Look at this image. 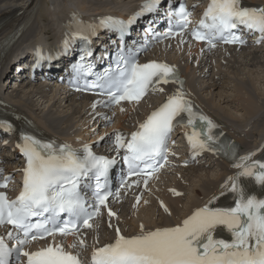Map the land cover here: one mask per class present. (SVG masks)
<instances>
[{
  "label": "snow or ice",
  "instance_id": "6c2138e0",
  "mask_svg": "<svg viewBox=\"0 0 264 264\" xmlns=\"http://www.w3.org/2000/svg\"><path fill=\"white\" fill-rule=\"evenodd\" d=\"M161 3L162 0H145L140 10L127 21L109 16L101 18L99 25L85 24L73 13L76 35L63 41L65 53L77 36L87 41L89 35L96 34L98 27L125 33L139 18L156 12ZM168 16L169 27L162 38L180 37L179 45H183L188 33L204 45L201 53L205 49L212 51L220 44H245L237 34L241 28L258 32L255 43H264V7L247 6L243 0H210L203 17L191 29L192 12L182 4L178 10H171L170 6ZM66 27L70 28L71 24ZM146 47L119 49L102 72H93V64L86 63L87 58L93 56V50L87 47L73 67L70 85L76 91L105 97L92 104L93 110L97 106L111 109L122 102L137 105L149 94L164 93V85H177L175 91L138 124L130 137L119 131L108 137L115 156L97 155L88 145H84L81 152L67 143L45 141L27 132L19 134L16 148L25 158L22 190L15 199L0 192V226H11L7 238L15 243L9 246L0 236V264H13V259L15 264H83L81 251L88 247L85 231L98 227L97 221L105 209L108 227L114 230L115 239L97 247V238L90 264H264V198L248 194L240 183L241 178H250L264 189V160H253L255 152L236 157V146L221 140L224 132L218 130L222 125L205 114L191 98L175 65L155 60L138 61L139 52ZM37 56V65L41 60L52 59L44 57L40 49H37ZM89 76L94 79H87ZM80 79L84 80L82 86L78 83ZM120 111L125 109L120 107ZM97 115L112 122V117L106 114ZM178 126L191 129L185 132L191 162L198 163L196 158L205 152L231 155L235 161L233 167L240 171L228 178L220 195L224 196L226 191L231 193L233 205L215 206L218 197L214 196L178 225L146 229L141 223L136 234H122L118 218L116 224L112 223L117 213L109 207V198L120 200L121 190L126 195L129 190L136 189L138 193L132 208L138 209L141 202L149 203L143 199L144 193L150 191V181L158 179V174L169 163V142ZM0 130L11 133L14 126L7 120H0ZM104 139L100 137L101 141ZM3 143L6 145L8 141ZM119 162L126 166V173L119 182L120 190L113 192L110 172ZM183 163L187 167L190 161ZM9 179L5 178L0 187L6 188ZM170 191L174 196L183 195L174 188ZM160 207L171 215L163 201ZM218 230H226L231 239H218ZM57 236L72 237L73 242L67 247L78 250L68 251L63 243L55 242L36 251L25 250L33 241L49 237L55 241Z\"/></svg>",
  "mask_w": 264,
  "mask_h": 264
},
{
  "label": "bare ground",
  "instance_id": "6f19581e",
  "mask_svg": "<svg viewBox=\"0 0 264 264\" xmlns=\"http://www.w3.org/2000/svg\"><path fill=\"white\" fill-rule=\"evenodd\" d=\"M197 1L204 3V1L208 0ZM244 1H248L251 4H264V0ZM144 2L145 0H0V45L3 40L16 35L27 27V30L18 39L17 44L4 58V64H1L0 68V77L3 74V67L5 68L15 59L22 56L23 49L29 50L35 45H40L41 42L47 45L55 39L61 41L62 34L66 32L67 21L70 22L72 20L73 13L87 20L96 19L99 22L101 18L107 15H116L122 18L123 16L120 15L122 8L139 10ZM74 7L76 10H74ZM106 34V32L99 33L98 41L102 44L109 41L106 38ZM179 40L158 46L159 52L157 55L163 57L167 62L180 67L187 79L186 90L191 93V98L205 114H208L222 125V128L219 129L220 131L225 132L228 136L238 141L242 151L255 152L257 153L256 155L263 153L264 91L262 90H264V74L261 77L255 75L257 87H253L251 80L244 81L232 78L231 74L241 67L247 69L256 65H264V45L255 49L217 47L212 51L205 50L201 53L200 45L187 41L183 45H179ZM46 48L54 50L52 44L47 45ZM60 53L61 51L59 50L55 51L56 55L54 57H58L53 62L44 63V67L50 66V69L47 70L48 73L54 74L62 70L65 58ZM53 66L58 69H53ZM24 67V59L19 60L15 66V68H20L21 70H24ZM16 73L18 72L16 71ZM22 75L24 77L20 80L16 90L5 89L6 92H12L16 96L15 99L9 98L8 110L26 115L35 121L42 133L47 137L72 146L74 142L87 143L106 153L112 149L108 139L110 137L108 135L109 131L117 128L120 131L130 132L149 115L154 104L162 101L166 94L175 91L174 88L168 86L163 94H152L154 97H150L135 107L121 106L125 111L121 112L120 108H118L114 124L106 126L101 119L94 118V113L89 111V97L72 95L63 87L57 86L53 80L51 82L48 81L46 84L40 83L38 78L32 80L30 75L23 71L18 76L14 75V82L16 79L21 78ZM230 78L232 79L231 82L234 83L233 92H235V97L232 100H226L222 95H219V102L222 100L226 104V109L227 107L230 109V111H227L224 108L221 109L220 105H218L219 102L217 105L215 104L212 91L217 88L221 89L225 80ZM203 94H208L209 97H203ZM231 110L234 113L243 111V117L236 116L237 113L233 116L234 113L232 114ZM104 134H106L105 139L97 144V140ZM6 138L7 136L0 133V146L6 152L0 153V164H6V166L18 169L19 165H21L20 160L15 159L14 156L11 158L2 156V154L7 155V147L2 143V140ZM212 165L215 166V171L211 170ZM239 171L240 169L219 159H214L209 163L202 162L199 165L177 169L174 177L170 180L171 185L168 187L163 186L153 191V194L157 196L153 207L156 212H160V215L158 216L157 213L152 212L148 220L142 223L146 229L175 226L182 223L196 207L204 206L212 197L215 196L219 199L225 195H230L231 193L227 191L224 196L220 195L223 190L222 186L228 181L230 176H236ZM196 179L199 180L197 182H200V185L198 184L199 188L197 189L196 187L192 191L194 194L193 198L186 207L180 209L184 189L189 183L195 182ZM152 182H154V179ZM173 188L183 193V195L181 197L174 196L170 191ZM159 201L164 202L171 215L164 212L160 207ZM134 202V197H131L129 193L125 195L121 191V203L119 200L113 203V211L117 213V217L112 219V223L116 224L118 218L122 234L129 236L136 234L138 226L141 224L140 222L133 223L132 221V216L136 212L132 208ZM97 224V228L89 230L85 234L88 247L81 251V258L87 257L84 255L85 250H88V253L92 252L94 241L97 238L99 240L98 244L106 241L103 237L106 231L110 239H115L114 230L107 228V218H100ZM63 242L69 244L68 238L63 240ZM98 244L95 246H98ZM72 250L75 252L78 249Z\"/></svg>",
  "mask_w": 264,
  "mask_h": 264
},
{
  "label": "rangeland",
  "instance_id": "374dc122",
  "mask_svg": "<svg viewBox=\"0 0 264 264\" xmlns=\"http://www.w3.org/2000/svg\"><path fill=\"white\" fill-rule=\"evenodd\" d=\"M260 68H259V67ZM254 71V72H253ZM258 71V72H257ZM244 72V73H243ZM257 72V73H256ZM261 72V73H260ZM259 73V74H258ZM263 74H264V65H262V66H260V65H256L255 67L253 66V67H249V68H243V67H241V68H239V69H237L236 70V72H232V74H231V76H232V78H237V79H239V80H244V81H246V80H251L252 81V85H253V87H257V85L258 84H256V81H255V79H256V76L257 77H261V76H263ZM254 75V76H253ZM256 75V76H255ZM231 76H229V77H231ZM235 76V77H234ZM253 76V77H252ZM250 77H252L251 79H250ZM264 77V76H263ZM253 79V80H252ZM227 80V81H226ZM225 80V83H224V85H222V88L221 89H215L214 91H212V93L214 94V97H213V99L215 100L214 102H215V104L217 105L218 104V102H219V100H220V97H219V95L221 96L222 95V97H224V98H226V100H228V99H230V100H232L234 97H235V92H233V90H234V83L233 82H231V78L230 79H226ZM254 81V82H253ZM233 84V85H232ZM232 87V88H231ZM263 89H264V87H263ZM233 92V94H232V92ZM262 91H264V90H262ZM264 93V92H263ZM245 96V95H244ZM203 97H209V95L207 94H203ZM229 97V98H228ZM245 97H247V96H245ZM218 105H220V107H221V109L222 108H224V109H226V104L221 100L220 102H219V104ZM225 105V106H224ZM233 105V104H232ZM231 105V106H232ZM227 111H230V109L227 107V109H226ZM233 110H231V113L233 114L234 113V111L232 112ZM237 113V115L236 116H238V117H240V118H242L243 117V111H240V112H236ZM236 113H234L233 114V116H235V114ZM211 170L212 171H215L216 170V168H215V166H213L212 165V167H211ZM213 174H215V173H213ZM171 176H174L173 174H166V177H163L161 180H159L156 184H155V186H154V190L155 189H159L160 187H161V185L162 184H164V183H167L166 185L168 186V185H170V183H169V181L168 180H171ZM168 179V180H167ZM197 181H199V180H195V182H191V183H189L187 186H186V189H184V196H183V198H182V200H181V203H180V209L181 208H184V207H186L187 206V204L190 202V200L193 198V193H192V191L193 190H195L196 189V187H197V189L199 188V185H200V182H197ZM199 184V185H198ZM191 185V186H190ZM195 185V186H194ZM188 192V193H187ZM155 194H152V196H151V198L150 199H153V198H155V196H154ZM189 195V196H188ZM153 206V200H152V203H150V204H147V205H145V206H143L142 207V209H139V211H138V213H136V214H134L133 215V217H132V221H133V223L134 222H144V221H147L148 220V217L152 214V212H155L156 213V210L152 207ZM153 210V211H152ZM145 212V213H144ZM157 214H158V216L160 215V212L159 211H157ZM144 215V216H143Z\"/></svg>",
  "mask_w": 264,
  "mask_h": 264
}]
</instances>
